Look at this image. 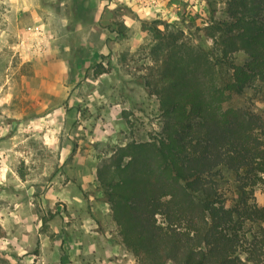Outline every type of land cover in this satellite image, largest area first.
Returning a JSON list of instances; mask_svg holds the SVG:
<instances>
[{
  "label": "rangeland",
  "instance_id": "374dc122",
  "mask_svg": "<svg viewBox=\"0 0 264 264\" xmlns=\"http://www.w3.org/2000/svg\"><path fill=\"white\" fill-rule=\"evenodd\" d=\"M150 2L0 0V264H138L97 168L160 129L161 40L208 46L199 28L230 18L225 0ZM230 102L264 113L253 87Z\"/></svg>",
  "mask_w": 264,
  "mask_h": 264
},
{
  "label": "trees",
  "instance_id": "16d2710c",
  "mask_svg": "<svg viewBox=\"0 0 264 264\" xmlns=\"http://www.w3.org/2000/svg\"><path fill=\"white\" fill-rule=\"evenodd\" d=\"M225 1L230 18L199 28L212 44L161 40L160 129L117 146L97 168L138 264H264L255 197L264 113L230 102L252 87L264 96V0Z\"/></svg>",
  "mask_w": 264,
  "mask_h": 264
},
{
  "label": "clouds",
  "instance_id": "9594fccd",
  "mask_svg": "<svg viewBox=\"0 0 264 264\" xmlns=\"http://www.w3.org/2000/svg\"><path fill=\"white\" fill-rule=\"evenodd\" d=\"M8 169L5 167L4 169L0 170V183L4 182L5 174L7 173ZM15 175V173H13Z\"/></svg>",
  "mask_w": 264,
  "mask_h": 264
},
{
  "label": "built area",
  "instance_id": "2783aa9c",
  "mask_svg": "<svg viewBox=\"0 0 264 264\" xmlns=\"http://www.w3.org/2000/svg\"><path fill=\"white\" fill-rule=\"evenodd\" d=\"M155 2H157V4H159V5H162L165 3V0H151L150 3H155Z\"/></svg>",
  "mask_w": 264,
  "mask_h": 264
},
{
  "label": "crops",
  "instance_id": "0c3cea01",
  "mask_svg": "<svg viewBox=\"0 0 264 264\" xmlns=\"http://www.w3.org/2000/svg\"><path fill=\"white\" fill-rule=\"evenodd\" d=\"M45 264H49V262H44ZM75 262H64V264H74ZM101 264V263H100ZM109 264H117V262H110Z\"/></svg>",
  "mask_w": 264,
  "mask_h": 264
}]
</instances>
